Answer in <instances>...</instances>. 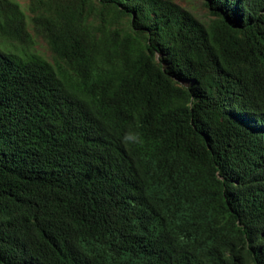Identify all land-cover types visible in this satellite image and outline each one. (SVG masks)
<instances>
[{"label": "trees", "instance_id": "obj_1", "mask_svg": "<svg viewBox=\"0 0 264 264\" xmlns=\"http://www.w3.org/2000/svg\"><path fill=\"white\" fill-rule=\"evenodd\" d=\"M200 1L0 0V264H264V0Z\"/></svg>", "mask_w": 264, "mask_h": 264}, {"label": "clouds", "instance_id": "obj_2", "mask_svg": "<svg viewBox=\"0 0 264 264\" xmlns=\"http://www.w3.org/2000/svg\"><path fill=\"white\" fill-rule=\"evenodd\" d=\"M91 100H97L96 95H92ZM102 115L107 119V122L115 123L122 120L121 131L118 139L116 140V149L119 148L124 154L132 153L129 155L133 157V154L139 155L146 152H150L152 149V130L147 127H140L132 125L130 122L126 123V119L119 118L122 113L117 112L110 107L107 103L100 105ZM135 149V152L133 153Z\"/></svg>", "mask_w": 264, "mask_h": 264}, {"label": "rangeland", "instance_id": "obj_3", "mask_svg": "<svg viewBox=\"0 0 264 264\" xmlns=\"http://www.w3.org/2000/svg\"><path fill=\"white\" fill-rule=\"evenodd\" d=\"M18 2L22 8H25V0H14ZM176 4L180 5L182 8L191 10L198 18L206 21L210 16L207 10L204 8L200 0H172Z\"/></svg>", "mask_w": 264, "mask_h": 264}]
</instances>
